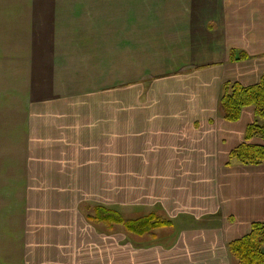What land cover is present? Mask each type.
<instances>
[{
  "label": "crops",
  "instance_id": "obj_1",
  "mask_svg": "<svg viewBox=\"0 0 264 264\" xmlns=\"http://www.w3.org/2000/svg\"><path fill=\"white\" fill-rule=\"evenodd\" d=\"M102 2L0 0V264H234L228 244L264 224V163L229 161L254 108L229 123L218 103L264 74V0H236L252 6L234 20L230 0L206 1L198 32L185 10L163 33L113 39ZM92 206L172 227L107 233Z\"/></svg>",
  "mask_w": 264,
  "mask_h": 264
},
{
  "label": "trees",
  "instance_id": "obj_2",
  "mask_svg": "<svg viewBox=\"0 0 264 264\" xmlns=\"http://www.w3.org/2000/svg\"><path fill=\"white\" fill-rule=\"evenodd\" d=\"M247 58L242 51L231 50L229 53L230 62L244 61ZM249 107L254 108V121L245 130L244 142L230 152L229 161L235 160L242 165H259L264 163V147L250 142L255 137L264 140V74L252 86L226 83L221 88L218 108L223 120L235 123L240 119L242 110ZM86 218L92 225L101 226L107 233L122 227L134 238L147 236L154 239L157 230L172 227L171 221L156 212L124 218L119 212L101 206H93ZM263 248L264 224L261 223L251 224L246 236L228 244V252L235 264H264Z\"/></svg>",
  "mask_w": 264,
  "mask_h": 264
},
{
  "label": "rangeland",
  "instance_id": "obj_3",
  "mask_svg": "<svg viewBox=\"0 0 264 264\" xmlns=\"http://www.w3.org/2000/svg\"><path fill=\"white\" fill-rule=\"evenodd\" d=\"M206 1L213 2L215 0H103L102 4L105 3L108 8V37L111 39L115 37H129L127 33L128 31H130V29L144 28V30H146L148 29V27H154L156 31L158 30L163 33L169 28L175 26L177 23H182L186 20L185 18H183L182 15H179L185 10L193 11L198 14L192 19L196 25L194 26V31L198 32L199 24L197 23H199V10L203 9L207 13L212 11L211 8H208V5L202 8L201 4L206 3ZM230 1L231 5L229 6L228 13L232 20L235 19L237 13L245 14L249 11L252 6L249 3L245 5L242 3H238L236 2V0ZM218 2L219 6L222 7L224 5V8L228 7L227 4H230L229 0H218ZM95 4L100 5L99 2ZM255 4H258L259 6V3L255 2ZM219 11H221V9ZM240 22H243L245 27H243V29H245L246 31V28L249 27V16H247V18H245L244 16V19ZM252 25L256 27L252 28L253 35L264 34V16L261 20H258L256 23L253 22ZM238 30H236V32ZM245 31L241 32V34L238 33V35L241 38H244ZM92 207H90L87 211L85 210V215L90 214ZM139 212L140 213L136 214L137 216L155 213L154 211L146 213L147 211L144 210ZM119 213L124 218L131 217V215L128 216V214L121 212ZM97 227L102 229L101 226ZM117 229L120 231L122 230L124 234L129 235L122 227H117L116 230ZM161 232L162 230H157L156 238L154 239H151L147 236L139 237L136 239H139L140 241L144 242H151L153 240H156L158 236L159 239H163L164 237ZM233 261V263L235 264V260Z\"/></svg>",
  "mask_w": 264,
  "mask_h": 264
}]
</instances>
